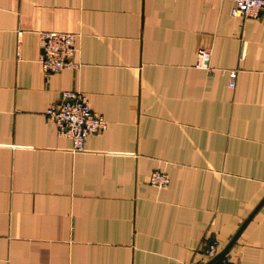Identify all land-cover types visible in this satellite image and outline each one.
<instances>
[{
  "label": "crops",
  "instance_id": "0c3cea01",
  "mask_svg": "<svg viewBox=\"0 0 264 264\" xmlns=\"http://www.w3.org/2000/svg\"><path fill=\"white\" fill-rule=\"evenodd\" d=\"M232 6L0 0V264H205L208 241L223 249L264 198V9ZM40 31L75 33L78 66L43 73ZM65 90L108 122L84 151L45 114ZM221 259L264 264V202Z\"/></svg>",
  "mask_w": 264,
  "mask_h": 264
},
{
  "label": "built area",
  "instance_id": "2783aa9c",
  "mask_svg": "<svg viewBox=\"0 0 264 264\" xmlns=\"http://www.w3.org/2000/svg\"><path fill=\"white\" fill-rule=\"evenodd\" d=\"M233 6L230 10L232 16L256 18L264 9V0H230ZM40 54L38 62L43 73H55L63 69H74L78 64L73 60L76 48V34L61 31H40ZM19 53V47H18ZM210 50L198 49L196 53L195 67L205 69L209 73L213 71L210 62ZM224 71V69H221ZM228 74V86L235 87L237 71H226ZM46 116L54 124L59 136L71 139L72 151H84V141L87 136L106 129L108 122L104 117L94 112L89 104L87 96L81 91H62L57 103L48 107ZM148 183L163 189L169 183V177L162 170H154L149 174ZM220 243L216 239L208 241L204 247V253L208 259L217 255ZM198 264V263H191ZM212 264H237L233 261L220 259Z\"/></svg>",
  "mask_w": 264,
  "mask_h": 264
},
{
  "label": "water",
  "instance_id": "95a60500",
  "mask_svg": "<svg viewBox=\"0 0 264 264\" xmlns=\"http://www.w3.org/2000/svg\"><path fill=\"white\" fill-rule=\"evenodd\" d=\"M264 198L260 201V203L255 207V209L248 215V217L243 221L241 226L238 228L236 233L232 236V238L229 240V242L223 247V249L212 259H210L207 263L205 264H212L216 262L217 260H220L222 257H224L227 252L230 250L232 245L235 243L237 240L238 236L240 235L242 229L245 227V225L248 223V221L252 218V216L255 214V212L258 210V208L263 204Z\"/></svg>",
  "mask_w": 264,
  "mask_h": 264
}]
</instances>
